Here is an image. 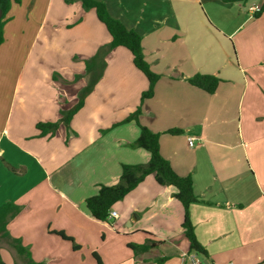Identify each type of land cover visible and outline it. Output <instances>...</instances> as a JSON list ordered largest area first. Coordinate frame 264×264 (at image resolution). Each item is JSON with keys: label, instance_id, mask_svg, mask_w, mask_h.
I'll list each match as a JSON object with an SVG mask.
<instances>
[{"label": "crops", "instance_id": "1", "mask_svg": "<svg viewBox=\"0 0 264 264\" xmlns=\"http://www.w3.org/2000/svg\"><path fill=\"white\" fill-rule=\"evenodd\" d=\"M98 1L141 36L145 58L160 74L154 94L144 101L138 123H118L136 109L148 80L132 53L117 46L65 124L61 111L77 104L88 81L85 62L110 42V34L79 0L12 1L0 44V205L22 207L8 220V233L46 264H82L83 252V263L98 264L96 252L104 264L96 248L106 235L123 237L117 239L129 249L128 243L155 240L154 248L166 247L169 258L185 264L184 254L193 251L174 186L147 175L112 205L118 214L112 222L93 218L85 206L100 184L118 181L122 163L149 160L147 150L128 145L141 124L160 133L161 154L176 173L191 174L195 194L206 201L189 207L196 237L209 254L198 258L206 264H264V0ZM253 4L263 6L258 17L248 9ZM158 22L165 26L154 34ZM176 34L182 56L163 63L162 48L169 51ZM197 72L221 79L214 93L186 80ZM7 78H13L10 90L3 87ZM57 121L56 131L40 134L37 123ZM174 127L183 133L164 132ZM188 137H194L193 146ZM60 230L73 241L54 233ZM0 238L1 251L15 252ZM147 252L131 249L116 255L115 264L168 259L169 253L154 259Z\"/></svg>", "mask_w": 264, "mask_h": 264}, {"label": "trees", "instance_id": "2", "mask_svg": "<svg viewBox=\"0 0 264 264\" xmlns=\"http://www.w3.org/2000/svg\"><path fill=\"white\" fill-rule=\"evenodd\" d=\"M12 1L19 3L20 0H0V9L2 15L0 17V44L4 41L3 27L7 21V12L10 9ZM75 0H65L71 3ZM85 10L94 9L98 19L106 26L110 34V42L99 48L98 52L92 58L86 60V71L89 73L86 86L79 92V100L77 104L68 110H62V121L69 124L72 116L83 105L84 96L89 93L98 79L101 77L106 66L105 56L115 47L122 46L127 48L133 55V63L148 80V87L140 94V103L136 109L130 112L118 123H126L135 121L138 123L139 116L142 113V106L145 100L150 99L154 94L155 83L160 78V74L153 71L147 62L141 36L133 29L127 28L120 20L112 17L104 2L98 0H79ZM224 3L246 2L248 0H221ZM263 9V6L255 12V17H258ZM79 75L76 76L78 78ZM186 80L193 86L202 89L208 93H214L221 79L215 74L194 73ZM59 126V122H39L38 129L40 134L45 135L48 132L53 133ZM171 135L183 133L181 128H168L164 131ZM160 133L152 131L145 125L139 124V134L128 145L131 147H140L150 153L149 160L144 163H122L119 179L114 184H100L97 193L85 199V206L90 215L100 221H108V212L114 203L122 200L132 189H134L144 178L153 174L156 182L160 185H172L176 188L173 196L178 199L184 208V217L181 223L183 233L189 241V251L196 252L199 255L209 257L206 248L199 242L194 232V226L190 219L189 207L195 202H206L202 200L193 190V182L191 174L179 175L172 168L171 163L160 152L159 147ZM19 212V205L15 202H5L0 205V234L7 238L11 245L16 249L18 254L25 257L26 264H46L44 261H35L31 258L28 250L23 247L17 238L10 236L6 229L8 220L14 217ZM62 238L73 241V238L66 235L62 230L54 231ZM150 235V234H149ZM157 243L155 240L147 239L142 244L128 243V246L134 253L144 252L154 247ZM75 247V245H73ZM98 264H101L100 257L96 252H93ZM165 257L156 260V264H162ZM0 264H5L0 257ZM207 264H214L209 261Z\"/></svg>", "mask_w": 264, "mask_h": 264}, {"label": "rangeland", "instance_id": "3", "mask_svg": "<svg viewBox=\"0 0 264 264\" xmlns=\"http://www.w3.org/2000/svg\"><path fill=\"white\" fill-rule=\"evenodd\" d=\"M252 1H250L251 3ZM143 13V12H142ZM141 13H139L140 15ZM143 16H148V13H143L142 14ZM117 19V18H116ZM152 22V21H151ZM154 25V23H152ZM156 24V23H155ZM158 26H156V29H153L151 28V32L154 33V34H157L158 30H161L164 28L165 26V22H158V24H156ZM155 26V25H154ZM264 38V27H263V35H262ZM220 38H223V35H219ZM171 40L173 41H170L167 43L166 46H168L169 48V51L162 48V52L164 51L165 52V58L163 60V63L165 62H169L170 60L172 61H175L176 59H178L179 57L181 58L182 56V52L181 50L182 49V45H178L180 42H181V37L176 34L174 37L171 38ZM176 45H178L176 47ZM233 50V49H232ZM164 54V53H163ZM182 62V59L180 60ZM176 65V62L174 63ZM165 67V66H163ZM12 84H13V78H7L5 81H4V84H3V87L4 88H7L8 90L11 89L12 87ZM20 204L22 203H19V209L20 207H22V205L20 206ZM33 205V203H32ZM137 215V214H135ZM134 216V215H133ZM132 216V217H133ZM109 221H113V218ZM106 240L105 241H99L97 243V252H99L100 254L103 255L104 257V264H115L116 263V259H118V256L117 258L116 255H125V252L129 253L131 251V249L127 248L125 243L120 241L119 239L117 238H123V237H116L115 235L109 237L106 235ZM1 240L3 241V239L0 238V242ZM133 242L136 241V240H132ZM10 241H9V246H10ZM15 252L12 251V249H10L9 247L8 248H3V250L1 251L0 250V257L1 259L4 261L5 264L6 261H8V264H26L24 263L25 261V257L21 254H18L16 249L14 248ZM130 250V251H129ZM167 248L166 247H162V246H156V248H152L148 250L147 253H145V257L148 258V253H150L149 255H153L154 259L160 255L162 253H169L168 256H167V260L166 262H164L163 264H177L178 261L176 259V257H173V258H169L170 257V252H167ZM85 252H83L80 257L78 258V260H80L82 262V264H85L83 263V261L85 260L86 256H85ZM144 255V254H142ZM3 256L4 258L6 259V261L3 259ZM200 257L202 258V256L200 255ZM89 260H91V254L88 255L87 257ZM141 258H143L141 256ZM203 260V259H202ZM154 262V263H153ZM152 264H156V260L153 261ZM94 264V263H92ZM137 264H143L141 261H139Z\"/></svg>", "mask_w": 264, "mask_h": 264}, {"label": "built area", "instance_id": "4", "mask_svg": "<svg viewBox=\"0 0 264 264\" xmlns=\"http://www.w3.org/2000/svg\"><path fill=\"white\" fill-rule=\"evenodd\" d=\"M251 12H257L260 9V6L257 4H253L249 6L248 8ZM194 137H188V145L193 146ZM118 217L117 211L110 208L108 212V219L116 218ZM198 254L196 252L193 253H185V264H206L201 259L198 258Z\"/></svg>", "mask_w": 264, "mask_h": 264}, {"label": "water", "instance_id": "5", "mask_svg": "<svg viewBox=\"0 0 264 264\" xmlns=\"http://www.w3.org/2000/svg\"><path fill=\"white\" fill-rule=\"evenodd\" d=\"M1 15H2V11H1V9H0V17H1Z\"/></svg>", "mask_w": 264, "mask_h": 264}]
</instances>
